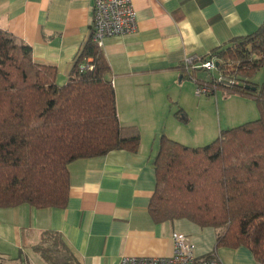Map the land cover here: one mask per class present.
I'll return each mask as SVG.
<instances>
[{
	"label": "crops",
	"instance_id": "0c3cea01",
	"mask_svg": "<svg viewBox=\"0 0 264 264\" xmlns=\"http://www.w3.org/2000/svg\"><path fill=\"white\" fill-rule=\"evenodd\" d=\"M130 1L136 30L106 36L98 46L90 38L94 0H0V28L27 42L36 62L54 65L59 84L86 42H94L109 65L104 76L112 82L123 133L139 134L135 151L113 149L72 160L63 207H0V264H48L33 249L44 229L58 232L82 264H117L122 255H170L174 231L190 238L197 256L215 251L220 264H258L243 245L215 247L218 228L186 217L155 222L148 202L161 135L201 145L203 137L215 138L222 129L208 100L201 98L210 94L194 92L207 75L201 70L189 74L182 59L205 55L257 29L264 0ZM216 89L223 102L238 99L245 105L241 117L259 114L253 98Z\"/></svg>",
	"mask_w": 264,
	"mask_h": 264
},
{
	"label": "trees",
	"instance_id": "16d2710c",
	"mask_svg": "<svg viewBox=\"0 0 264 264\" xmlns=\"http://www.w3.org/2000/svg\"><path fill=\"white\" fill-rule=\"evenodd\" d=\"M210 53L233 78L217 86L253 98L259 114L202 145L161 135L148 212L155 222L186 217L218 228L215 247L243 245L264 264V74L254 81L264 70V19ZM88 57L92 67L79 69ZM108 70L89 39L59 84L54 65L36 62L27 42L0 28V207H63L72 160L138 148V132L124 134L118 122ZM33 249L48 264H82L51 229L40 231Z\"/></svg>",
	"mask_w": 264,
	"mask_h": 264
},
{
	"label": "built area",
	"instance_id": "2783aa9c",
	"mask_svg": "<svg viewBox=\"0 0 264 264\" xmlns=\"http://www.w3.org/2000/svg\"><path fill=\"white\" fill-rule=\"evenodd\" d=\"M136 30L134 9L130 0H94L91 23V39L98 46L110 35H124ZM182 65L186 72L201 70L207 79L196 84V95L214 92L218 83H233V78L225 77L218 66V60L210 52L205 55L184 56ZM91 58L78 63L79 69L91 68ZM173 252L170 255H122L117 264H220L215 251L197 256L190 238L182 232L171 234Z\"/></svg>",
	"mask_w": 264,
	"mask_h": 264
},
{
	"label": "rangeland",
	"instance_id": "374dc122",
	"mask_svg": "<svg viewBox=\"0 0 264 264\" xmlns=\"http://www.w3.org/2000/svg\"><path fill=\"white\" fill-rule=\"evenodd\" d=\"M254 81L259 84V82L263 78L264 70L263 68H260L255 73ZM221 89H215L212 94L209 96H202L201 98H205L210 107L213 108L214 113H216V116L218 118V121L220 122V127L222 129L234 126L240 122H244L246 120L254 119L258 116L256 113L255 115H252L251 113L246 114L244 117H241L242 115H239V113L245 108V105L238 99H234L229 103L223 102L225 99V96H222ZM215 97H217V102H215ZM194 104L192 101L189 102V104ZM217 103V105H216ZM253 105H255L253 103ZM255 107V106H254ZM250 109V108H249ZM257 109V108H254ZM250 112H253L252 109H250ZM231 115L234 120H226L227 116ZM253 116V117H252ZM244 120V121H243ZM234 124V125H233ZM214 137H203L201 140V143L199 144H205L211 141ZM184 142H193V141H184ZM188 144V143H187ZM190 145V144H189Z\"/></svg>",
	"mask_w": 264,
	"mask_h": 264
},
{
	"label": "water",
	"instance_id": "95a60500",
	"mask_svg": "<svg viewBox=\"0 0 264 264\" xmlns=\"http://www.w3.org/2000/svg\"><path fill=\"white\" fill-rule=\"evenodd\" d=\"M247 86H248V85H247ZM249 87H250V86H249ZM250 88H251V89H255L256 87L253 85V86H251Z\"/></svg>",
	"mask_w": 264,
	"mask_h": 264
}]
</instances>
